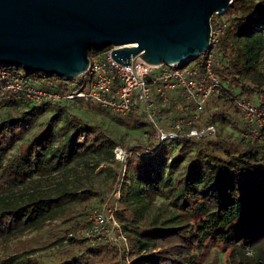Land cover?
Returning a JSON list of instances; mask_svg holds the SVG:
<instances>
[{"label":"trees","instance_id":"obj_1","mask_svg":"<svg viewBox=\"0 0 264 264\" xmlns=\"http://www.w3.org/2000/svg\"><path fill=\"white\" fill-rule=\"evenodd\" d=\"M218 27L222 34L214 45L213 69L220 88L205 102L193 127L229 126L238 140L217 130L198 141L185 138L158 149L154 142L131 149L119 186L122 194L116 199L115 218L126 239L121 249L113 242L90 246L80 238L94 206L103 202L99 195L66 191L55 196L38 191L14 195L49 177L52 168L62 171L90 154H105L102 160L116 164L117 144L65 113L60 132L67 145L61 146V153L52 151L55 135L44 128L25 141L38 116L58 106L47 102L25 103L32 106L27 112L0 122V264H208L215 253L224 257V264H264V136L242 137L252 126L235 107L240 99L264 107V0H232L224 13L212 17L211 28ZM109 49L91 50L88 56L104 57ZM204 59L203 54L193 63L200 68ZM63 79L2 64L0 102L8 105L16 97L22 101L21 93L9 87L15 83L65 94ZM174 98L169 107L154 100L163 128L191 116L190 103L179 93ZM61 112L54 111L52 123ZM128 116L142 118L136 110ZM130 122L138 128L137 121ZM148 134L153 139L152 128ZM173 145L178 147L174 153ZM188 154L191 161L180 169ZM159 198L167 200L164 213L153 210Z\"/></svg>","mask_w":264,"mask_h":264},{"label":"water","instance_id":"obj_2","mask_svg":"<svg viewBox=\"0 0 264 264\" xmlns=\"http://www.w3.org/2000/svg\"><path fill=\"white\" fill-rule=\"evenodd\" d=\"M232 0H0V65L74 79L89 51L129 66L193 62Z\"/></svg>","mask_w":264,"mask_h":264},{"label":"built area","instance_id":"obj_3","mask_svg":"<svg viewBox=\"0 0 264 264\" xmlns=\"http://www.w3.org/2000/svg\"><path fill=\"white\" fill-rule=\"evenodd\" d=\"M221 34V27L214 30L211 28L209 45L200 68L194 63L152 66L139 57H131L129 66L122 65L111 57V51L116 48L110 47L104 57L89 58V65L84 74L68 87L65 94L23 87L18 83L9 87L14 92L21 93L20 99L23 103L33 106L45 102L61 103L78 100L93 102L101 110L122 116L136 110L154 131L155 149L164 143L185 138L198 141L212 137L216 133L213 125L202 129L194 128L193 125L202 112L205 102L220 88L219 78L213 69V49ZM151 87L154 90H151ZM176 93L190 103L191 117L177 119L168 130H165L157 122L158 114L154 100L157 98L162 105H167L174 101L171 94ZM235 107L242 118L252 126L241 136L251 139L260 138L264 130V107L250 104L243 99L236 101ZM115 154L118 157L117 151ZM129 155L130 152H123L119 160ZM120 196L117 194L118 198ZM115 210L107 205L93 210L89 216L90 225L83 231L81 240L90 246H94L97 242H113L121 249V245L126 244V239L115 218Z\"/></svg>","mask_w":264,"mask_h":264},{"label":"rangeland","instance_id":"obj_4","mask_svg":"<svg viewBox=\"0 0 264 264\" xmlns=\"http://www.w3.org/2000/svg\"><path fill=\"white\" fill-rule=\"evenodd\" d=\"M93 58L99 57L94 56ZM192 63L193 62H190V64ZM261 64L264 68V56L262 58ZM79 79L80 76L74 79L64 78L62 83L68 89L69 86H72ZM153 97L155 98L154 94ZM171 103L167 105L164 104V106H170ZM56 104L58 106H54V108L50 110H45L38 116L34 124L27 131L24 137L25 141L34 139L39 130L41 128H44L45 130H48L53 135H55V141L52 146V151L55 153H61L63 151L61 146L67 145L65 136H62L60 132L61 128L64 125L65 113L77 118L88 126L96 127L97 130H100L109 139L114 141L117 145L113 150V154L117 163L112 164L106 162L105 160H102L106 159L105 154H102L101 156L90 154L71 162L62 171L52 168L49 177L37 179L34 182L26 185L25 187L18 189L14 193L15 197H21L23 194L22 192L24 191L26 193L38 191L42 193H48L52 196H55L64 191L69 193L91 192L95 195H99L103 201L102 204L95 205L93 210L101 208L105 205L108 206L110 201V206L113 205V208L116 209L118 207V203H116V199L118 198L117 194H122L119 186L124 180L125 163L123 162H125L126 158L124 157V159L119 160L121 158L116 156L115 151H117V155H119V151H121L122 153H128L133 148L146 147L148 144H154V137L153 139H149L150 136L148 134V131L149 128L151 129L149 123L139 113L137 114L142 116V118H139V116L130 117L128 116L129 114L122 116L120 114L101 110L93 102L89 103L75 100L69 102L52 103L51 106L53 107V105ZM31 107L32 106L26 105L22 101H19L18 97L15 98L14 102L8 105H4L2 102H0V122L11 118H17L21 113L27 112ZM57 108L62 109L63 112H61L59 120L55 123H52L51 118ZM119 119H122V123L119 121ZM123 120L126 121L128 125L125 123L123 124ZM130 120L137 121L138 128L129 126L131 124ZM143 123H147V126L143 125ZM169 124L170 122L165 125V130H168L170 128L169 126L171 124ZM213 126L215 127L216 131L219 130L222 134L230 136L231 139L238 140V133L236 131H233L229 126L220 127L218 124ZM263 136L264 130L261 134V137ZM261 137L257 139L260 140ZM172 149L173 153L176 152L178 150L177 145H173ZM170 157H172V154L170 155ZM191 158V154L186 155V158L182 162L180 169L188 162H190ZM172 177H175V175H172ZM153 204V210L156 211L157 209H160V211H163L164 213L167 205V200L159 198ZM69 205H74V203H70ZM53 252L54 251H50L48 253ZM208 264H224V257L220 254H212L210 256Z\"/></svg>","mask_w":264,"mask_h":264},{"label":"bare ground","instance_id":"obj_5","mask_svg":"<svg viewBox=\"0 0 264 264\" xmlns=\"http://www.w3.org/2000/svg\"><path fill=\"white\" fill-rule=\"evenodd\" d=\"M118 153H120L119 155H118V157L120 158L121 156H122V153L119 151Z\"/></svg>","mask_w":264,"mask_h":264},{"label":"crops","instance_id":"obj_6","mask_svg":"<svg viewBox=\"0 0 264 264\" xmlns=\"http://www.w3.org/2000/svg\"><path fill=\"white\" fill-rule=\"evenodd\" d=\"M173 97L176 95V94H171Z\"/></svg>","mask_w":264,"mask_h":264}]
</instances>
